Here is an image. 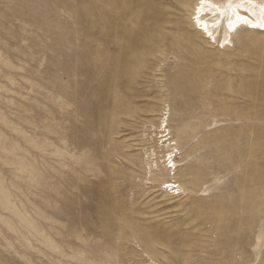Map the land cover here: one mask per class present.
<instances>
[{
  "label": "rangeland",
  "instance_id": "obj_1",
  "mask_svg": "<svg viewBox=\"0 0 264 264\" xmlns=\"http://www.w3.org/2000/svg\"><path fill=\"white\" fill-rule=\"evenodd\" d=\"M192 4L0 0V264H264V36Z\"/></svg>",
  "mask_w": 264,
  "mask_h": 264
},
{
  "label": "bare ground",
  "instance_id": "obj_2",
  "mask_svg": "<svg viewBox=\"0 0 264 264\" xmlns=\"http://www.w3.org/2000/svg\"><path fill=\"white\" fill-rule=\"evenodd\" d=\"M175 2L182 8L188 4V0ZM189 26L204 43L221 45V48L229 45L231 38L240 31L254 30L264 36V0H193ZM167 136H161L162 142L168 141ZM165 157L166 162H173L172 152ZM173 166L174 163L166 169L172 173ZM163 184L165 187H178L173 181ZM171 193L175 194V191Z\"/></svg>",
  "mask_w": 264,
  "mask_h": 264
},
{
  "label": "built area",
  "instance_id": "obj_3",
  "mask_svg": "<svg viewBox=\"0 0 264 264\" xmlns=\"http://www.w3.org/2000/svg\"><path fill=\"white\" fill-rule=\"evenodd\" d=\"M172 189H175V188H173V187H169V188H167V190L170 192V191H172Z\"/></svg>",
  "mask_w": 264,
  "mask_h": 264
}]
</instances>
